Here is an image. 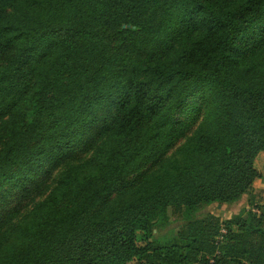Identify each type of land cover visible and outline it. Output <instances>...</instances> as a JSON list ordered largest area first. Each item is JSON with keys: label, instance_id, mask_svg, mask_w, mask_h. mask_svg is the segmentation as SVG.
<instances>
[{"label": "trees", "instance_id": "trees-1", "mask_svg": "<svg viewBox=\"0 0 264 264\" xmlns=\"http://www.w3.org/2000/svg\"><path fill=\"white\" fill-rule=\"evenodd\" d=\"M262 152L264 0H0V264H264V202L195 216Z\"/></svg>", "mask_w": 264, "mask_h": 264}, {"label": "rangeland", "instance_id": "rangeland-1", "mask_svg": "<svg viewBox=\"0 0 264 264\" xmlns=\"http://www.w3.org/2000/svg\"><path fill=\"white\" fill-rule=\"evenodd\" d=\"M180 141V143H182ZM177 145V146H178ZM172 151V150H171ZM170 151V152H171ZM169 152V153H170ZM85 157L83 152H79L77 158L82 159ZM255 167L261 172L262 177L257 179L249 192L241 197V199L235 204H225L223 206H218L216 203L206 204L196 210V218H201L209 213L218 216L221 219H229L234 215H239L250 211L251 209L257 207L264 202V152L260 153L255 161ZM35 187L29 186L25 192L21 189H17L9 195V200L11 205L19 204L23 211L29 207L33 202L31 199L38 201V196L35 191ZM182 221H176L164 227L155 228L153 231L154 237L161 244H167L170 242L177 241L176 239V229L182 224Z\"/></svg>", "mask_w": 264, "mask_h": 264}, {"label": "snow or ice", "instance_id": "snow-or-ice-1", "mask_svg": "<svg viewBox=\"0 0 264 264\" xmlns=\"http://www.w3.org/2000/svg\"><path fill=\"white\" fill-rule=\"evenodd\" d=\"M6 236L4 234V217L3 214H0V256L3 255L5 248L4 244L6 243ZM13 248H9L8 251H13Z\"/></svg>", "mask_w": 264, "mask_h": 264}, {"label": "built area", "instance_id": "built-area-1", "mask_svg": "<svg viewBox=\"0 0 264 264\" xmlns=\"http://www.w3.org/2000/svg\"><path fill=\"white\" fill-rule=\"evenodd\" d=\"M255 212H257V211L255 210ZM222 232H224V231L222 230Z\"/></svg>", "mask_w": 264, "mask_h": 264}]
</instances>
